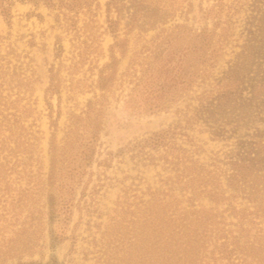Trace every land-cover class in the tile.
Segmentation results:
<instances>
[{"label":"trees","instance_id":"1","mask_svg":"<svg viewBox=\"0 0 264 264\" xmlns=\"http://www.w3.org/2000/svg\"><path fill=\"white\" fill-rule=\"evenodd\" d=\"M15 1L57 10L56 21L64 20L68 26L76 24L82 11L93 13L92 0H0V13L6 21ZM113 5L115 0L105 2L114 45L110 46L109 62L98 71L96 84L101 91L109 87L117 72L115 47L122 56L125 54L126 40L119 38L115 21L109 16ZM219 11L211 8L204 14L213 17ZM219 23L220 19L212 29L177 24L162 41L143 46L149 51L136 58L141 62L140 74L135 59L126 70L135 79L126 106L134 111L166 110L196 79L202 80L216 53L214 37L220 46L225 35L214 29ZM56 40L60 53L59 36ZM54 76L52 72L48 92L58 90ZM21 83L17 81L16 87L23 89ZM255 83L242 107L258 102L255 115L264 122V71ZM19 91L0 92V263L14 254L20 238L27 234V224L35 233L43 223V211H33L39 180L29 168L38 137L31 129L33 123L25 124L33 109ZM104 97L96 95L87 100L83 110L72 113L60 140L55 126L48 139L43 207L48 222L62 231L75 206V188L96 153ZM204 103L201 100L191 116L127 146L130 155L140 161H160L165 174L160 176L158 187H125L117 196L113 214L101 233L100 264H264V129L240 137L224 154L215 153L202 160L195 155L196 150L178 139L183 136L195 146L184 126L198 121ZM23 210L26 214L20 216ZM62 231L54 233L53 238H62ZM28 244L33 246V237Z\"/></svg>","mask_w":264,"mask_h":264},{"label":"rangeland","instance_id":"2","mask_svg":"<svg viewBox=\"0 0 264 264\" xmlns=\"http://www.w3.org/2000/svg\"><path fill=\"white\" fill-rule=\"evenodd\" d=\"M106 1L92 0L93 13H79L75 27L64 20L57 22V10L44 4L15 1L9 21L0 13V92L15 94L20 90L33 109L25 121L27 126L33 123L31 129L38 137L29 167L39 180L33 211H43L40 229L34 233L27 224V234L20 238L14 254L0 264L51 260L59 264H100L101 233L113 214L117 196L125 187H158L160 176L165 174L160 161H140L130 155L127 146L191 116L201 100L205 107L198 113V121L184 126L195 146L183 136L178 142L196 150L195 155L202 160L215 153L224 154L240 137L264 129V122L255 115L258 102L242 107L264 71V0H115L109 16L115 21L119 38L126 40L125 54L122 56L115 47L117 72L109 87L101 91L96 84L98 71L109 62L110 46L114 45ZM211 8L220 9L219 14L205 16ZM218 19L220 23L214 29L225 35L220 46L214 37L216 53L202 80L196 79L166 110L134 111L126 106L135 81L126 70L135 59L140 74L141 62L136 58L149 51L143 46L158 42L177 24L212 29ZM57 36L62 45L60 53ZM52 72L58 90L48 92ZM20 80L23 89L16 87ZM100 94L105 97L96 153L75 188V206L62 231L48 222L43 207L48 139L55 126L60 140L71 114L79 113L87 100ZM199 201L207 203L205 199ZM25 214L23 210L20 216ZM57 231L63 232L62 238H53Z\"/></svg>","mask_w":264,"mask_h":264}]
</instances>
